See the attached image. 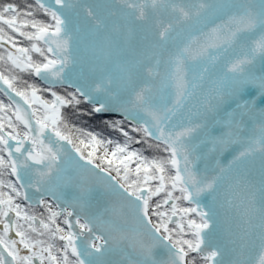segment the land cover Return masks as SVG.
Returning <instances> with one entry per match:
<instances>
[{"label": "snow or ice", "instance_id": "obj_1", "mask_svg": "<svg viewBox=\"0 0 264 264\" xmlns=\"http://www.w3.org/2000/svg\"><path fill=\"white\" fill-rule=\"evenodd\" d=\"M115 3L121 6L125 27L134 21H151L156 41L138 52L131 48L128 28V40L122 45L116 38L122 26L116 21L109 25L98 12L103 6L89 4L88 0H35V6H26L25 10L12 3L0 5V25L32 42L30 47H17L14 37L6 35L0 27V42L7 39L15 49L6 57L0 55V61L10 64V72L34 74L47 85L41 89L24 81L23 88L17 87L18 76L0 71V82L7 86L10 100L8 105L0 102V111L14 108L16 121L11 116L0 117V176L10 171L20 182L17 186L8 181L10 191H0V225L3 226L0 264H34L36 260L39 264H105L104 257L112 252L121 254L118 264H197L198 260L203 264H225L224 254L214 242L218 185L225 171L232 173L235 185L247 193L248 213L259 216L258 264H264V104L261 103L264 75L251 73L257 57L264 59V0H230L229 3L115 0ZM40 10L51 22L34 18ZM221 12H225L226 19L199 36L189 31L188 42L175 47V51L168 52L167 60H162L169 43L175 45L176 38L184 31V24L193 19L199 23L219 18ZM164 13L169 14L167 21L163 19ZM109 15L115 17L117 13L113 11ZM25 27L32 31L22 30ZM89 41L106 49L108 57H117L126 81L118 82L108 75L92 88L76 84L73 92L58 94L54 90L57 85L75 83L70 77L71 66L78 62L73 55L74 43L77 52L81 44L87 51ZM229 50H233V58L226 61L216 79L208 78L209 87L205 91L203 83L208 65L215 67L222 53ZM31 52L38 53L41 60H33ZM121 57L128 58L121 60ZM189 60L205 65L198 77H193L197 83L192 84V91H188L186 79ZM169 88L175 90L171 100ZM197 88L203 100L191 103L187 115L173 122L186 102L197 96ZM250 88H255V94L249 92ZM38 92L50 93L52 99L46 100ZM124 93L127 99L123 98ZM82 102L91 104L93 113L121 112L135 125L132 131L142 133L141 140L134 141L120 120L109 123L125 137L123 143L71 125L62 109L78 110ZM226 102L234 105L226 114L230 118L228 131L212 136L208 117L217 114ZM5 123L10 129L7 132ZM19 125L23 131L17 130ZM198 136L203 138L197 140ZM152 138L155 144L149 142ZM10 141L15 142L14 147ZM133 142L147 143L149 149L162 150L167 155L149 159L142 150H130ZM209 143L211 148L207 147ZM232 144L238 150L228 162L227 170L217 162L220 174L209 177V155ZM65 145L92 164L94 170L107 173L103 194L117 196L122 202L120 206L109 204L100 211H90L95 206L93 186L88 175L80 170L79 162L72 164L74 158ZM100 147L103 153L97 156ZM88 148L91 150L85 155ZM96 159L101 163H96ZM257 159L258 178L252 170ZM133 161L135 167H130ZM197 161L204 162L203 172ZM112 171L116 176L111 175ZM4 184L0 180V187ZM21 189H34L39 195L33 199ZM68 189L73 190L71 198H66ZM160 193L164 194L163 199L151 205V199ZM49 196L51 201L46 199ZM16 197L29 201V208L43 206L47 215H30L14 202ZM207 197H211L208 203H201ZM180 201L190 206L181 207ZM124 206L133 214L136 227L132 230L119 224ZM162 207L165 210L161 211ZM10 214L16 219L12 220ZM59 216H64L66 232L56 223ZM152 216L157 218L155 222ZM13 228L18 240L8 238ZM57 237L66 242L61 248L50 242ZM18 245L28 254L21 255Z\"/></svg>", "mask_w": 264, "mask_h": 264}, {"label": "water", "instance_id": "obj_2", "mask_svg": "<svg viewBox=\"0 0 264 264\" xmlns=\"http://www.w3.org/2000/svg\"><path fill=\"white\" fill-rule=\"evenodd\" d=\"M35 2V0H33ZM222 3H229L230 0H221ZM89 4L93 5H102L98 12L99 14L104 17L109 25L112 24L113 21L118 22L122 27L121 31L116 37L117 40L123 45L126 40H128V28L131 29V37H130V45L131 48L135 49L136 51H141L147 48L148 45L154 43L156 41V37L154 36L155 28L151 21L144 23L139 21H134L125 27V21L121 18V6L115 3V0H88ZM115 11L117 15L112 17L109 15L110 12ZM226 12V10H225ZM225 12H221L218 14V17H213L208 21L197 22L195 19L187 22L182 27L184 31L180 36H178L175 40V45L171 42L168 46V51H166L162 57V60H167L168 52L175 51V47H183L185 43L188 42L189 39V31L193 35L199 36L201 32H209L216 24H219L222 19H226ZM83 15V14H81ZM169 14L164 13L163 19L167 21L169 19ZM40 44L42 46L43 42L41 41ZM74 51L73 55L77 57V63L70 68V77L75 82L72 85L64 84V85H57L54 89H68L72 92L75 90V85L78 84L84 88H92L95 86V83L99 82L102 78H107L108 75H111L114 80L119 81H126V73L122 71L120 67H118V59L115 55L108 57L106 55V49L102 48L99 44L93 45L91 41L88 42L87 51L84 49V45H80L79 52L76 51V45L74 43ZM233 50H229L226 53H222L220 60L216 63L215 67L212 65H208V73L205 74V81L203 83V89L207 91L209 84L208 78L211 77L212 79H216L218 75L221 74V70L223 69L224 64L230 58H233ZM128 57H121L120 59H126ZM204 64L197 60H189L186 62V79L189 81L188 91H192V84L197 83L196 80H193V77H198L199 73L203 70ZM95 68V71L91 69ZM161 71H165V66L162 63ZM251 73L255 76L264 75V59L257 57L255 64L251 68ZM33 78L42 86L46 87V83L40 80L33 74ZM115 88V84L113 85ZM253 87V86H249ZM0 95L3 96L9 103V94H6L7 86L3 85L0 82ZM169 100L174 98L175 90L169 88ZM200 88L196 89L197 96L192 100L186 102V107L178 112L177 115L173 118V122H179L183 119L188 112V106L191 103H195L197 100H203L202 95H200ZM255 88H250L249 92L255 94ZM16 101L23 105V101L20 100L19 97H15L14 93H11ZM124 99H127V94H122ZM87 105L91 106V104L85 102ZM264 104V101H261ZM26 107V106H25ZM234 108V105L231 102H226L225 104L221 105L217 114L213 115L210 114L208 117V130L212 136H217L222 132H227V124L229 122V117H227V113L230 112ZM14 109V108H13ZM101 117H113V118H121L127 124L134 126L131 121L124 118L123 114L118 111L112 112H105L97 114ZM15 119V116H14ZM240 117L237 116V120ZM245 120L247 118L245 117ZM187 122V121H185ZM23 129V126L20 125ZM5 132L6 129H4ZM203 138L202 136H198L197 140ZM151 141L155 142V139L152 138ZM10 143L15 146L14 141H10ZM68 149L72 159V164L76 165L77 161L79 162L78 166L80 170L84 171L89 177V183L93 186V194H92V201L95 205L90 211L96 212L102 210L103 207L108 206L109 204H116L120 206L122 202L120 199L115 195H104L103 194V186L107 183L105 177L107 173L100 171L99 169H93L92 164H88L86 160L80 159V157L71 149V146L65 145ZM208 148H211L212 145L209 143L207 145ZM203 150V149H202ZM238 150V146L235 144L229 145L225 147L222 151L212 153L208 157V172L207 175L209 177L213 175H219V169L216 168L217 162L219 163L220 167H223L227 170L228 162L232 159V157L236 154ZM199 154V152L197 153ZM5 157L7 158V154L4 153ZM197 166L200 171H204L205 164L203 161H197ZM216 169L213 171V169ZM259 159L255 162L252 166L253 175L258 178L259 177ZM112 176H115L111 172ZM14 182L19 186V181L16 180V177L11 175ZM114 182V181H113ZM22 192H27L30 197L33 199L37 198L39 194L35 193L34 189H21ZM73 190L68 189L66 193V198H71L73 195ZM247 193L243 191L242 188L235 185V178L232 173L225 171L223 173V179L219 181L218 185V196H217V203H216V223L214 228V242L217 243L223 252V258L225 260V264H235V262L239 261L240 264H258L259 258L261 255V247H260V240H259V223L260 219L258 214L252 212L251 214L248 213V201L246 199ZM259 193H257V199H259ZM23 198V197H22ZM49 201L52 200V197H46ZM211 197H207L202 199L201 203H208ZM23 201L29 205V201L23 199ZM98 202V203H97ZM184 203L187 206H190L186 201ZM62 207H66L67 205H61ZM41 208L42 206H34ZM59 211V209H57ZM124 215L121 220H119V224L121 227L132 230L136 227L134 223V217L130 209L124 206L123 209ZM12 220H15V216L10 214ZM63 217V216H59ZM74 221V217H71ZM38 226V225H37ZM67 229V226L65 225ZM68 230V229H67ZM74 231L76 229H73ZM0 231H3V226L0 225ZM15 233L12 229L10 231V237H14ZM243 237V239H242ZM64 243H66L64 241ZM121 259V254L119 252H112L109 253L104 257L105 264H118Z\"/></svg>", "mask_w": 264, "mask_h": 264}, {"label": "trees", "instance_id": "obj_3", "mask_svg": "<svg viewBox=\"0 0 264 264\" xmlns=\"http://www.w3.org/2000/svg\"><path fill=\"white\" fill-rule=\"evenodd\" d=\"M8 3L15 4L21 10H25L26 6H29V5H31L33 7L35 6V3L32 0H0V5H5ZM23 18L24 17H21V19H23ZM34 18L41 20L43 22H46V23L51 22L50 18L46 14H44L42 12V10L36 11ZM0 27L4 28L6 35H10V36L14 37L16 44H17V47H30L31 46L32 42L28 41L25 37L20 36L19 33L12 31L6 25H0ZM22 30L32 31V29L30 27H25ZM40 46L43 47L42 45H40ZM8 52H15V49L12 47L11 43H9L7 41V39H5L4 41L0 42V55H3L6 57ZM29 55H31L33 60H35V61L41 60V57L39 56L38 53L31 52V53H29ZM0 71H3L6 75L11 74V75L18 76L20 83H17V87L23 88L24 87V83H23L24 81H26L29 84H35L36 86L40 85L37 81L34 80L33 74H29L27 72H21L19 70L10 72V64H6L3 61H0ZM71 92H72L71 90H67L64 88L58 89V93L60 95H65L66 93H71ZM47 94L48 95L46 98L50 99V96H49L50 94L49 93H47ZM91 109H92L91 106L87 105L85 102H82L78 106V110H74L72 108H64V109H62V111L64 112L68 122L71 125H75L76 127L84 129L85 131H91L93 133H99L100 137L103 139H112V138L116 139L115 137H118V135L120 136V134H117L116 130H113V128L110 126L109 122H111V120H113V119H105L101 116H98L95 113H93L91 111ZM11 116H13V119H14V112L12 113ZM123 124L127 125V123L125 121H123ZM18 129H22L20 127V125H19ZM141 137L139 138V140H141ZM81 138H83V137H81ZM149 142L152 144H155V142H153L151 140ZM90 150H91V148L86 149L85 155L87 154V151H90ZM143 151H144V155L146 157H148L149 159L151 157H154L155 155H159L158 151H160L162 154L161 150L156 149L154 151V149H149L146 147H144ZM102 153H103V148L102 147L98 148L97 156H99ZM95 162L98 164L101 163V161L99 159H96ZM106 166L107 165H102V167H106ZM112 173L114 175L116 174L115 171H112ZM151 201H152V199H151ZM151 201H150V204H151ZM152 217L155 218V216H152ZM197 264H203V262L198 260Z\"/></svg>", "mask_w": 264, "mask_h": 264}, {"label": "rangeland", "instance_id": "obj_4", "mask_svg": "<svg viewBox=\"0 0 264 264\" xmlns=\"http://www.w3.org/2000/svg\"><path fill=\"white\" fill-rule=\"evenodd\" d=\"M42 85L40 84L39 86H37L38 88H43L44 86H42ZM57 93H58V89H54ZM68 90V89H67ZM50 94V93H49ZM59 94V93H58ZM38 95H41L44 99H46V100H51L52 99V97H51V95H49L50 96V99H48V98H46L47 97V92H38ZM0 102H2L4 105H8L9 104V102L3 97V96H1L0 95ZM14 112V109H5V110H3V111H0V117H3V118H7L8 116H11L12 115V113ZM12 117V120H13V122H15V120L13 119V116H11ZM105 119H113V120H111V121H114V120H120V121H123L121 118H113V117H108V118H106V117H104ZM122 126L125 128V130L126 131H128L129 132V135L130 136H132L133 138H134V141H139V138L142 136V133H138V132H134V131H132V128L134 127V126H131V125H129V124H127V125H124V124H122ZM21 127V126H20ZM22 128V127H21ZM5 129H6V131H9L10 129H8V127H7V124L5 123ZM24 129H18V131H23ZM116 133L117 134H120V136L118 135V137H115L116 139H114V138H112L111 140H114V141H118V142H120V143H123L124 142V140H125V137L119 132V131H116ZM129 147H130V150H142V152H143V155H144V147H146V148H148V144L147 143H136V142H133V143H131L130 145H129ZM111 148H112V145H110L109 146V151H111ZM152 149H154V151L156 150L155 148H152ZM161 149H162V146H161ZM158 150V149H157ZM162 151V150H161ZM158 153H159V155H155L154 157H163V156H166L167 154L166 153H164L163 151H162V154H161V152L160 151H158ZM5 156V155H4ZM151 158H153V157H151ZM150 158V159H151ZM5 159H7L6 157H5ZM130 167H135V161H133V163L130 165ZM116 175V174H115ZM121 175H122V173H121ZM0 180H3L4 182H5V184L2 186V187H0V191H3L4 193H8L10 190L8 189V187H7V182L8 181H12L13 183H15L14 182V180L12 179V177H11V174H10V171H5L4 172V174L2 175V176H0ZM154 184H155V182L153 183V186H154ZM175 195H179V193L178 192H176L175 193ZM163 196H164V194L163 193H160L158 196H154L153 198H152V201H151V204L154 206L155 204H156V202L157 201H159V200H162L163 199ZM14 202L15 203H17V204H19L20 206H21V208H24V209H27L28 211H29V214L30 215H37V216H40L42 213H43V215L44 216H46L47 215V212H46V210L43 208V206L41 207V208H39V207H32V208H29L28 206L29 205H27L24 201H23V198L22 197H16L15 198V200H14ZM179 204H180V206L181 207H189V206H187L185 203H184V201H180V202H178ZM170 206V205H169ZM55 210H57V209H55ZM163 210H165L163 207L161 208V211H163ZM58 211V210H57ZM152 219H153V221L155 222V220L157 219L156 217L155 218H153L152 217ZM63 221H64V217H57V220H56V223H58L59 225H60V227L61 228H64L65 229V232L67 231V229L65 228V224L63 223ZM22 224L24 223V221L21 219V221H20ZM174 225H171L170 224V227H173ZM45 239H46V237H44ZM186 238H190V237H186ZM51 243H53L54 244V246L56 247V248H61L64 244H63V241H61V240H59V238L57 237L54 241H50ZM20 254L21 255H26L27 254V251L25 250V249H23V247H22V250L20 251Z\"/></svg>", "mask_w": 264, "mask_h": 264}, {"label": "flooded vegetation", "instance_id": "obj_5", "mask_svg": "<svg viewBox=\"0 0 264 264\" xmlns=\"http://www.w3.org/2000/svg\"><path fill=\"white\" fill-rule=\"evenodd\" d=\"M32 1H33V0H32ZM33 2H34V1H33ZM34 3H35V2H34ZM40 45H41V44H40ZM60 218H61V217H60ZM15 219H16V218H15ZM13 230H14V233H15V231H16L15 228H13ZM0 232H3V231H0ZM7 235H8V238H9V239H17V240L19 239V237L16 236V235H15L13 238L10 237V232H9ZM63 244H65L64 241H63ZM22 247H23L22 245H18V248H20V251L22 250ZM26 251H27V250H26ZM27 254H28V252H27ZM34 264H39V261L36 260V261L34 262Z\"/></svg>", "mask_w": 264, "mask_h": 264}]
</instances>
